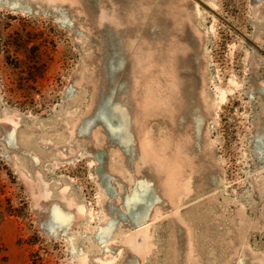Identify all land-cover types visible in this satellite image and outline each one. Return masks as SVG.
<instances>
[{"label": "rangeland", "instance_id": "374dc122", "mask_svg": "<svg viewBox=\"0 0 264 264\" xmlns=\"http://www.w3.org/2000/svg\"><path fill=\"white\" fill-rule=\"evenodd\" d=\"M260 137L264 0H0V264H264Z\"/></svg>", "mask_w": 264, "mask_h": 264}, {"label": "snow or ice", "instance_id": "6c2138e0", "mask_svg": "<svg viewBox=\"0 0 264 264\" xmlns=\"http://www.w3.org/2000/svg\"><path fill=\"white\" fill-rule=\"evenodd\" d=\"M258 147L261 152H264V137H260L258 140ZM111 187V185H109ZM118 194V190H113V196ZM141 194H129L126 196V206L129 209V214L135 218L137 216V205L142 203ZM119 211V209H115Z\"/></svg>", "mask_w": 264, "mask_h": 264}, {"label": "bare ground", "instance_id": "6f19581e", "mask_svg": "<svg viewBox=\"0 0 264 264\" xmlns=\"http://www.w3.org/2000/svg\"><path fill=\"white\" fill-rule=\"evenodd\" d=\"M13 137L16 138V133L15 130H13ZM64 213V212H63ZM56 214V213H55ZM57 215H62V214H57Z\"/></svg>", "mask_w": 264, "mask_h": 264}]
</instances>
